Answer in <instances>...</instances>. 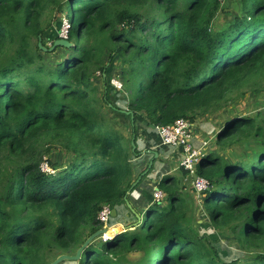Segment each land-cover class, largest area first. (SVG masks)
<instances>
[{"label":"trees","instance_id":"obj_1","mask_svg":"<svg viewBox=\"0 0 264 264\" xmlns=\"http://www.w3.org/2000/svg\"><path fill=\"white\" fill-rule=\"evenodd\" d=\"M223 2L232 19L216 28ZM65 4L73 45L49 65L44 53L61 47L50 51L56 40L49 45L43 36L47 50L40 49L41 16ZM107 51L123 62L128 133L112 118L118 108L97 98L93 77L104 71ZM262 77L264 0H0V264H50L75 254L84 231L101 229L102 206L122 203L148 169L135 177L132 160L140 152L133 139L137 146L143 132L147 141L159 140L151 126L180 118L194 123L221 109L234 88ZM59 135L70 140L73 159L64 166L47 160L45 170L35 143ZM216 139L258 146L251 154L210 151L196 171L210 189L193 191L215 229L225 230L244 257L220 259L210 238L189 224L185 200L172 187L177 179L168 174L155 185L165 193V208L149 205L138 230L104 241L98 252L90 244L75 264H123L119 255L133 250L145 253L136 264H264V112L259 120L229 117ZM153 169L133 191L147 190L142 180ZM53 244L60 253L48 260Z\"/></svg>","mask_w":264,"mask_h":264},{"label":"rangeland","instance_id":"obj_2","mask_svg":"<svg viewBox=\"0 0 264 264\" xmlns=\"http://www.w3.org/2000/svg\"><path fill=\"white\" fill-rule=\"evenodd\" d=\"M66 0H62L64 4ZM224 9L218 14V16L214 19L213 25L216 28H219L225 21H230L232 19L231 12L233 11L226 2H223ZM149 10H144V15L148 16ZM68 15H69V6L65 4V7L62 9H48L45 13L41 16V27L43 28V35H41L42 40L44 36V41L49 45L52 44L55 40L58 39H67L68 37ZM37 40L32 38L31 46L34 48ZM55 50V48L53 49ZM50 50V51H53ZM12 53V51H11ZM66 55L64 49L58 48L55 52H46L44 53V61L49 64H55L62 56ZM109 52H106V56L104 58L105 69L104 71H97L94 74V82L98 86V93L97 98L99 100L108 99L112 104V106L118 108V114H112V118L115 121L116 125L122 124L120 126L121 129L125 130L126 133L130 132V120L121 115V111L127 110L128 102H129V95L128 92L124 90V86L122 89H117L112 85V79L119 80L122 84L119 75L122 72L123 62L122 59L119 57L116 58H109ZM110 59H113L112 62ZM110 78V85L112 86L113 90L109 87ZM246 84L240 88H234L226 95V102L223 104L221 109L215 112L205 114L204 116L198 117V122L202 124H207L206 128H200V135L201 137H205L206 139L210 140V147L209 151L220 155L226 156L229 154L231 150L237 151L239 153H246L251 154L256 151L258 146L254 143L248 144L244 141L231 143L229 146L218 145L217 143V135L218 129L222 126L223 120L228 119L229 117L233 116H251L255 120H259L260 116L264 112V77L261 79L254 78L253 80H248L245 82ZM106 96V98H105ZM109 97V98H108ZM107 108H104V111H107ZM132 120V118H131ZM133 122V120H132ZM118 123V124H117ZM139 125L142 126V123L139 122ZM130 126V128H129ZM146 126V125H143ZM214 129V132L211 131ZM195 134L198 135L196 132L195 127ZM160 141L157 139H152L149 143L152 146L159 144ZM70 140L65 135L59 136H48L40 139L35 143V147L37 150V156L43 160L44 167L50 170V167L46 165L47 160H50L53 163L60 164V165H68L72 159L73 155L69 150ZM254 149V150H253ZM167 157L159 159V163H155V167H158V171L153 172L150 177L146 176L143 178L142 183H146L147 188V195L148 196V203L153 204L156 203L153 200V192L154 187L158 181H160L163 173H169V175L174 176L177 179L172 184V187L182 196L185 200V207L187 211V219L191 226L194 227V230L198 232L199 235L205 236L210 238L211 246L215 247L218 250V254L220 259L230 262L240 257H244L246 255V251H244L240 245L234 242L233 239L229 238L226 234L225 230H217L212 225L210 218L208 217L206 206L203 202L198 203L197 199L194 197L190 189V181L191 179L185 174V171L179 166V157L180 152L178 150H170L166 151ZM207 156V155H206ZM135 157V156H134ZM20 160V159H19ZM23 162V160H20ZM148 166L146 162L141 169L144 170ZM11 169L10 171H13ZM135 174V177H138L139 171ZM184 173V177L181 173ZM7 171H4V174H7ZM188 177L187 180H185ZM154 178V180H151ZM188 188V190H186ZM180 190V191H178ZM199 199H201L199 197ZM164 208L168 205V200H163L162 203H158ZM120 206L123 210L124 202L120 203ZM119 207V208H120ZM138 210V209H137ZM119 214L112 215L111 220L108 226H111L113 230H115L112 235H110L111 239L117 237L120 234L126 233L130 230H138L133 226L135 218L130 214V211L127 213L130 215L128 218L124 219L121 209H118ZM139 213L142 214V210H138ZM146 218V210L143 212L141 216V220ZM141 223H139L140 225ZM100 227L103 229V225L101 224ZM107 229V228H106ZM118 231V232H117ZM88 231H84V242L90 237L88 235ZM51 240V238H50ZM52 242V241H51ZM104 240L103 237L96 238L91 244L94 245L95 251L98 252L102 249ZM84 244V243H83ZM82 246V245H81ZM80 248V247H79ZM45 253L47 254V259L51 260L57 254L60 253V249L57 245L53 244L47 247ZM145 257V253L140 250H133V251H124L123 254L119 255V259L122 261L123 264H136V261L143 259ZM65 264V263H64Z\"/></svg>","mask_w":264,"mask_h":264},{"label":"built area","instance_id":"obj_3","mask_svg":"<svg viewBox=\"0 0 264 264\" xmlns=\"http://www.w3.org/2000/svg\"><path fill=\"white\" fill-rule=\"evenodd\" d=\"M112 85L119 90L123 87V84L117 79H112ZM150 131H154L159 137L160 143L158 144V152L167 157V153H165L167 150H178L180 152L179 166L183 170L188 171L191 175L196 173L198 165L209 153L210 140L199 138L195 134V124L187 119L180 118L173 124L167 126L150 127ZM213 132L214 129L211 133ZM43 168L49 170L46 169L44 165ZM192 185L194 191L200 194L210 189L209 181L200 176L193 180ZM164 197L165 193L155 186L152 197L154 202L161 203L165 200ZM112 213V207L106 204L102 206L98 215V220L102 223L103 227L107 228L111 233L115 231L111 226H108ZM101 237H103L104 241L111 239L110 234H104Z\"/></svg>","mask_w":264,"mask_h":264},{"label":"crops","instance_id":"obj_4","mask_svg":"<svg viewBox=\"0 0 264 264\" xmlns=\"http://www.w3.org/2000/svg\"><path fill=\"white\" fill-rule=\"evenodd\" d=\"M225 120H223V122H224ZM194 124H195V127H196V132L198 133V137L199 138H202V139H204L205 137H201V133H200V128L202 129V128H206L208 125L207 124H202L201 122H198V120H196L195 122H194ZM223 124V123H222ZM221 124V125H222ZM139 134V133H138ZM147 135H145L143 132L140 134V136L138 137V139H137V145H138V148H139V152H140V155H136L135 157H133V165L135 166V170H137V172L139 171V173L141 172V171H143L142 169H141V167L147 162L148 163V166H149V164H150V162H151V160H154V164H153V167H154V169H153V171L148 175V177H150V175L153 173V172H156V171H158V167H155V163L157 162V163H159V159H162L163 157H164V155L162 154V153H160V152H158V144L157 145H155V146H152L150 143H149V141H147ZM159 141V140H158ZM198 142H200L199 140H197ZM160 143V142H159ZM156 152L159 154L158 155V157L156 158V156H155V154H156ZM160 164V163H159ZM169 173L167 172V173H163L162 174V176H164V175H168ZM182 175H183V177H184V173L182 172L181 173ZM186 174V173H185ZM189 178H190V175H188V174H186ZM173 176H174V173H173ZM188 177L185 179V180H187L188 179ZM162 178V177H161ZM151 180H154V178H152ZM193 176H192V179H191V183L189 184L190 185V189H191V191H192V193H193V191H194V189H193ZM146 183L144 184V188H146ZM139 189L140 188H138L137 190L139 191ZM186 190H188V188H186ZM138 191H133L132 192V194H131V196L129 195L128 196V199H129V202H130V204L132 205V207H133V209L136 211V213L141 217L142 215H143V212L146 210V213H147V208L149 207V205H151V204H149L148 203V196L146 197V189H144V190H142L140 193L138 192ZM197 200H199V197L197 198ZM124 202V208H123V210H122V208L120 207V206H122V205H115L114 207L115 208H113V212L115 213V210H116V215H118L119 214V212H118V209H121V212H122V214H123V218L124 219H126V218H128V216H130L128 213H127V211H130V209H129V207H128V205L125 203V201H123ZM120 207V208H119ZM142 210V214L141 213H139L138 212V210ZM130 214L135 218V221H134V223H138L136 226H135V224H133V226L135 227V228H137L138 226H139V223H141L142 221H143V219L141 220H139L138 218H137V215L134 213V212H131L130 211Z\"/></svg>","mask_w":264,"mask_h":264},{"label":"water","instance_id":"obj_5","mask_svg":"<svg viewBox=\"0 0 264 264\" xmlns=\"http://www.w3.org/2000/svg\"><path fill=\"white\" fill-rule=\"evenodd\" d=\"M73 44L71 42H69L67 39H58L55 41L54 45L50 48V50H53L56 47H65V48H70ZM39 47L40 49H42L43 51H46L47 48L44 47L42 45V39L40 38L39 41ZM128 115H131L132 119L134 118V115L131 112H127ZM153 128H155L153 126ZM132 146H133V151L136 150V141L135 139H133L132 141ZM158 153L156 152L155 156L156 158L158 157ZM154 164V160H151L148 169L143 173V175H141L138 180L132 185V187L129 189V191L127 192L126 196L124 197V201L125 203L128 205L129 209L134 212L137 215V218L140 220L141 217L136 213V211L133 209L132 205L129 202L128 196L131 194V192L133 191V189L137 186V184L140 182V180L142 179V176H144L145 174H147L149 172V170L153 167ZM198 176L197 174H193V179H196ZM205 191H203L202 193H204ZM112 215H115V213L113 212ZM138 223H135V226ZM118 232V231H117ZM109 231L106 228L100 229L97 232H95L94 234H92L90 237H88V239L84 242V244L77 250V252L75 254H62L59 257H57L54 261H52L50 264H62L64 262H71L70 264H75L76 262H78L81 257H82V253L84 251V249L86 247H88L96 238L101 237L104 234H108Z\"/></svg>","mask_w":264,"mask_h":264},{"label":"clouds","instance_id":"obj_6","mask_svg":"<svg viewBox=\"0 0 264 264\" xmlns=\"http://www.w3.org/2000/svg\"><path fill=\"white\" fill-rule=\"evenodd\" d=\"M151 127H153V126H151ZM154 127H155V126H154ZM218 131H220V129H218ZM218 133H219V132H218ZM137 147H138V145H137ZM209 153H210V151H209ZM209 153H208V154H209ZM192 176H193V175H192ZM197 176H198V175H197ZM194 180H195V179H194ZM101 229H102V228H101Z\"/></svg>","mask_w":264,"mask_h":264},{"label":"bare ground","instance_id":"obj_7","mask_svg":"<svg viewBox=\"0 0 264 264\" xmlns=\"http://www.w3.org/2000/svg\"><path fill=\"white\" fill-rule=\"evenodd\" d=\"M108 234L112 235L111 232H109Z\"/></svg>","mask_w":264,"mask_h":264}]
</instances>
